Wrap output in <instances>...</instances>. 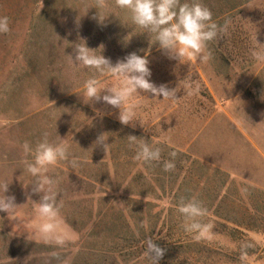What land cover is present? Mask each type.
<instances>
[{
    "label": "rangeland",
    "instance_id": "obj_1",
    "mask_svg": "<svg viewBox=\"0 0 264 264\" xmlns=\"http://www.w3.org/2000/svg\"><path fill=\"white\" fill-rule=\"evenodd\" d=\"M99 2L106 8H97ZM204 3L217 23L229 18L233 22L229 35L209 43V66L169 59L153 44L154 38L131 23L128 10L117 7L116 0H0V17L10 21V31L0 33V181L11 182L7 195H14L21 205L29 195L39 199L31 185L24 187L32 179L23 163L25 141L35 146L45 132L51 141L59 135L82 159L76 171L57 166L53 172L60 178L62 215L80 234L78 251L73 252V246L61 249L34 241L23 228H13L17 221H9L0 212V264H22L24 257L18 253L29 243L51 252L41 261L30 257L27 264H150L146 255L135 260L99 251L133 244L140 208L141 213L149 208L154 214L161 212L162 219L174 215L177 220V225L170 223L153 232L165 249L159 264H264V190L253 200L246 195L242 200L222 201L216 215L204 218L214 225L213 239H193L183 230V218L170 199L153 198L152 191L142 192L148 199L136 194L131 183L146 169L130 159L127 136L113 134L114 120L120 123L119 109L103 101L83 102L84 82L93 73L75 66L69 57L75 62L74 45L83 38L89 48L103 45V55L113 64L133 52L146 54L151 81L157 86L175 88L187 75L199 82V95L187 96L181 89L174 103L143 105L139 118L144 123V107L152 108L147 116L153 131H160V121L166 119L170 135L165 137L172 143L219 168L263 181L264 64L255 63L249 50L256 30L257 41L264 43V0ZM97 11L109 15L103 25L94 19ZM125 37L130 40L126 42ZM99 78L106 84L116 83L111 74ZM90 119L91 125L84 124H90ZM102 133L112 143L107 153L102 146L94 147ZM22 212L25 218L33 215L30 201Z\"/></svg>",
    "mask_w": 264,
    "mask_h": 264
},
{
    "label": "clouds",
    "instance_id": "obj_2",
    "mask_svg": "<svg viewBox=\"0 0 264 264\" xmlns=\"http://www.w3.org/2000/svg\"><path fill=\"white\" fill-rule=\"evenodd\" d=\"M116 6L127 9L131 23L143 29V33H148L150 39L154 38L153 44H158L159 50L169 59L178 61V64L195 61L200 65L209 66L212 60L209 43L229 35L233 27L230 18L225 19L222 24L217 23L204 0H116ZM97 8L105 9L106 5L99 2ZM108 17L106 11H97L94 19L103 25ZM9 31V18L0 17V33ZM256 33L257 30L255 43L249 50V56L255 63L264 64V43L257 41ZM126 37L124 39L127 42L130 39ZM103 50V45L96 49L89 48L87 41L81 38L79 43L74 45L75 62L71 56L69 57L75 66L86 68L93 73L84 82L83 92L80 94L83 102L90 104L103 101L119 109L118 119L123 125L135 126L137 121L143 125L139 118V109L143 107L145 100L174 103L179 100L177 92L181 89L187 96H197L200 93L199 82L191 80L188 75L179 81L175 88H169L166 84L157 86L151 81L152 73L146 54L141 56L133 52L113 64L103 55ZM105 74L115 77L116 83H104L99 77ZM104 92L106 94L101 95ZM94 111L97 115H103L99 110L94 109ZM90 120V124H84L91 125L92 119ZM105 134L102 133L97 137L94 147L102 146L107 153L112 143H107L109 136ZM127 141L129 148L135 151L133 159L139 168L161 162L162 149L158 146L159 144L171 146L169 137H161L155 142H149V140L129 135ZM21 147L25 157L23 160L25 170L32 178L30 183L23 185L25 188L31 185V192L38 195L39 199L33 200L29 195L26 203L17 204L14 195H7L11 182L0 181V212L6 213L9 221H17L13 228H23L24 234H31L34 241L61 249L73 246V252L78 251L76 245L80 240V234L67 223L62 215L60 178L53 172L57 166L76 171L82 163L80 155L73 151L71 143L65 137L58 135L56 141H51L48 132L43 133L41 140L35 146L25 141ZM176 155L177 153L173 151L170 153L173 159L163 161V171L170 172L175 169ZM29 201L33 205V215L25 218L22 206ZM176 210L183 218L182 227L185 233L192 235L196 241L213 239L214 225L204 221L209 212L198 195L180 197ZM158 239L161 238L146 240L145 255L150 259V264H159L165 254V249L155 242ZM53 255L56 254L53 253ZM244 258L242 256V259ZM65 264L68 262L66 261Z\"/></svg>",
    "mask_w": 264,
    "mask_h": 264
},
{
    "label": "crops",
    "instance_id": "obj_3",
    "mask_svg": "<svg viewBox=\"0 0 264 264\" xmlns=\"http://www.w3.org/2000/svg\"><path fill=\"white\" fill-rule=\"evenodd\" d=\"M150 98V97H149ZM152 101L145 100L144 105H150ZM152 108L144 107V112L146 114L145 122L141 125L138 121L135 122V126L132 124L129 125H120V123L114 120L113 123V131L114 136H129L134 135L138 138H143L145 140H149V142H155L159 140L161 137H165L170 135L168 133V122L166 119L160 121L161 129L160 131H153V123L149 125L148 113ZM148 111V112H147ZM158 125L157 123L154 124ZM121 129V131H120ZM157 130V128H154ZM167 129V130H166ZM171 142V141H170ZM120 146L119 143L116 146ZM159 147L162 149V159L160 163H153L152 165H145L146 173L142 175V173L137 174V178L131 183V185H135L133 187L137 195H140V199H148L147 197H142L143 191H152L155 193L153 198L156 199H170L179 201L180 197H189L191 195H198L199 199L203 202L204 206L208 209L209 216L216 215L217 205L222 204V201H229V199H239L242 200L246 195H248V199H255V194L261 193V189L264 190V180L256 181L246 176L245 174H237L236 171H232L229 169H222L214 164H212L209 160H202L196 155L188 153L182 146H179L175 143L171 142V146L167 144H159ZM259 148V147H258ZM130 154V159L133 160L135 155V151L131 148L127 149ZM175 151L178 154H187L192 159H194L197 163L203 164L208 167L210 171L219 170L223 172L224 176L217 175H204V176H193L187 177L183 179L182 176L176 179L175 183L173 181H168L169 172L163 171V159H167L170 157V153ZM175 156V157H176ZM240 183V188H237L233 185H237ZM249 184L256 186L260 190L253 189ZM239 189V190H237ZM159 194V195H157ZM142 195V196H141ZM152 198V197H151ZM150 198V199H151ZM176 202V203H177ZM219 202V203H217ZM149 209V208H148ZM147 209V210H148ZM212 210V211H211ZM161 213V212H160ZM162 215V214H161Z\"/></svg>",
    "mask_w": 264,
    "mask_h": 264
},
{
    "label": "trees",
    "instance_id": "obj_4",
    "mask_svg": "<svg viewBox=\"0 0 264 264\" xmlns=\"http://www.w3.org/2000/svg\"><path fill=\"white\" fill-rule=\"evenodd\" d=\"M173 159L171 156L167 159H163V161ZM174 163L176 165L175 169L170 171L168 175V181H173L175 183L176 179L183 177V179L187 177L193 176H204V175H217L224 176L225 174L219 170L210 171V169L203 164L197 163L194 159H192L187 154H178L174 158ZM163 164V162H162ZM176 200H171V204L176 205ZM141 209V208H140ZM140 209L138 211L140 212ZM137 213L136 221L134 222V227L132 232L133 244L120 247V249H116L114 247H109L108 249H100L101 254L109 255L112 254L115 256L116 254L121 256L129 255L137 260L145 256L146 253V240L148 238H153V232L162 229L163 226L171 224L177 225V220L173 217L174 215H168L167 217L162 219V215L160 212L153 213L151 209H148L146 213ZM170 217V218H169ZM144 225V226H142ZM146 226V227H145ZM158 228V229H157ZM177 231V229H176ZM156 242V241H155ZM157 243V242H156ZM179 243V238L178 242ZM159 246L161 243H157ZM51 250L45 247L37 246L36 244H25L21 247L18 256L24 257L21 260L22 264H27V259L30 257H35L34 260L42 259L45 255L50 254ZM38 257V258H36ZM26 258V259H25ZM33 260V259H32ZM43 260V259H42Z\"/></svg>",
    "mask_w": 264,
    "mask_h": 264
}]
</instances>
